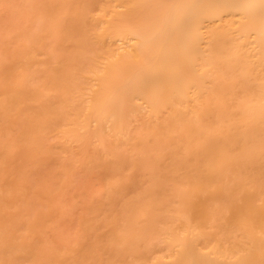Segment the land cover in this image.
Returning <instances> with one entry per match:
<instances>
[{"label":"bare ground","instance_id":"obj_1","mask_svg":"<svg viewBox=\"0 0 264 264\" xmlns=\"http://www.w3.org/2000/svg\"><path fill=\"white\" fill-rule=\"evenodd\" d=\"M0 264H264V0H0Z\"/></svg>","mask_w":264,"mask_h":264},{"label":"rangeland","instance_id":"obj_2","mask_svg":"<svg viewBox=\"0 0 264 264\" xmlns=\"http://www.w3.org/2000/svg\"><path fill=\"white\" fill-rule=\"evenodd\" d=\"M31 205H32V204H31ZM34 205H35V203H34ZM30 208H31V206H30ZM34 208L37 209V204H36V207L34 206ZM34 208H32V209H34ZM32 209H31V210H32ZM35 209H34V210H35ZM32 211H33V210H32Z\"/></svg>","mask_w":264,"mask_h":264}]
</instances>
